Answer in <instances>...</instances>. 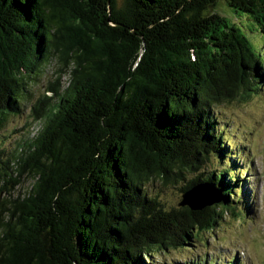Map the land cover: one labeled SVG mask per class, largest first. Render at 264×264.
<instances>
[{"label": "trees", "instance_id": "trees-1", "mask_svg": "<svg viewBox=\"0 0 264 264\" xmlns=\"http://www.w3.org/2000/svg\"><path fill=\"white\" fill-rule=\"evenodd\" d=\"M220 1L264 37V0H0V127L24 81L51 55L61 65L14 150L0 146V264H154L243 212L212 107L257 92L264 57ZM150 181L218 197L169 210Z\"/></svg>", "mask_w": 264, "mask_h": 264}, {"label": "rangeland", "instance_id": "rangeland-1", "mask_svg": "<svg viewBox=\"0 0 264 264\" xmlns=\"http://www.w3.org/2000/svg\"><path fill=\"white\" fill-rule=\"evenodd\" d=\"M213 11L240 28L253 49L264 57V37L248 30L249 23L243 14H235L222 1ZM60 67L56 57L51 55L31 78L24 81L26 91L22 112L18 116L9 117L0 127V146L8 151L14 150L26 133L28 124L32 123L31 104L47 87L54 85ZM67 78H61L62 87L67 86ZM247 94L249 96L246 99L214 105L212 111L218 128L222 130L221 138L230 144L228 150L232 152L230 156L235 163L234 173L243 179L245 190L250 193L246 202L248 209L243 204L245 201L240 199L237 206L242 207L245 214L237 210L227 211L213 229L194 230L195 238L186 245L161 252L153 250L154 264H229L233 259H236V264H264V81L257 92ZM217 162L213 158L201 171L207 173L210 169H218L220 165ZM193 176L195 174L190 173L186 177L188 179ZM29 183V180L24 181L19 189L24 191ZM184 184L162 185L158 181H150L145 184V188L149 195L155 196L170 210L179 208V189ZM212 193L218 197L215 190Z\"/></svg>", "mask_w": 264, "mask_h": 264}, {"label": "water", "instance_id": "water-1", "mask_svg": "<svg viewBox=\"0 0 264 264\" xmlns=\"http://www.w3.org/2000/svg\"><path fill=\"white\" fill-rule=\"evenodd\" d=\"M214 190V188L208 185L196 186L182 195V199L178 203V206H187L192 211L201 209L203 206L209 204V202L213 203V200H209L212 198V191ZM204 199L207 200L205 201Z\"/></svg>", "mask_w": 264, "mask_h": 264}]
</instances>
